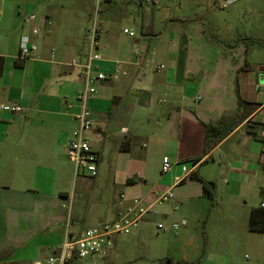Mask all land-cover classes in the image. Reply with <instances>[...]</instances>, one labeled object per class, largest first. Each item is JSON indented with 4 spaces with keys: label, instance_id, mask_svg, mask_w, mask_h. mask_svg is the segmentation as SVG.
<instances>
[{
    "label": "crops",
    "instance_id": "crops-1",
    "mask_svg": "<svg viewBox=\"0 0 264 264\" xmlns=\"http://www.w3.org/2000/svg\"><path fill=\"white\" fill-rule=\"evenodd\" d=\"M176 1L139 0L140 36L110 33L98 20L99 69L120 78L90 101L98 176L75 179L66 151L83 79L71 64L85 62L84 41L73 24L60 36L48 8L37 17L53 21L52 33L37 39L34 58L20 60L33 11L25 0H0V105L24 108L0 109V264H47L68 225L80 232L114 222L135 200L152 211L114 239L103 264H264V233L249 230L251 211L264 205V0ZM217 8L226 10L222 25ZM240 109L238 126L207 150V126ZM165 157L174 164L167 174ZM183 165L191 174L175 199L156 203ZM194 173L215 184L214 198Z\"/></svg>",
    "mask_w": 264,
    "mask_h": 264
},
{
    "label": "built area",
    "instance_id": "built-area-1",
    "mask_svg": "<svg viewBox=\"0 0 264 264\" xmlns=\"http://www.w3.org/2000/svg\"><path fill=\"white\" fill-rule=\"evenodd\" d=\"M95 8L92 15V25L86 31V40L88 41L87 50L84 57L85 62H73L71 65L81 69L83 79V89L76 97L79 112L76 115L77 128L73 132L72 138L68 143L66 155L72 166L73 176L75 179L79 177L95 178L98 176L99 155L92 149L89 133L95 127L93 112L90 108V101L98 92V87L108 80L116 81L120 78L119 73L108 76L99 69L98 63L101 61L100 47V26L98 22V14L101 5L111 0H94ZM231 2H226L222 7L226 8ZM35 25L30 35H23L20 39V60L32 59L38 52L37 39L43 34L52 33L53 21L49 18L34 21ZM125 30V33H128ZM138 58V65L140 57ZM121 66V62L117 63ZM162 69L163 66L157 67ZM72 106V105H71ZM70 106V107H71ZM0 109L8 111L12 115L21 114L24 108L19 103L1 104ZM174 164L169 158L165 157L162 163V172L169 173ZM183 176L176 178V185L169 191L159 195L156 203L164 204L175 199V189L178 184L183 182L191 171L185 165L182 166ZM124 198V196H122ZM264 207V205H262ZM176 210L179 207L176 206ZM152 206H148L142 200H135L128 206L124 213L114 222H102L97 227L88 228L80 232L70 230L68 225L63 242L52 248V254L47 259V264H70L72 260H94L105 258L114 247V239L119 236H128L145 220L151 213ZM186 225V221H181L172 225L175 231H179ZM159 230L166 227L162 224L158 225Z\"/></svg>",
    "mask_w": 264,
    "mask_h": 264
},
{
    "label": "rangeland",
    "instance_id": "rangeland-1",
    "mask_svg": "<svg viewBox=\"0 0 264 264\" xmlns=\"http://www.w3.org/2000/svg\"><path fill=\"white\" fill-rule=\"evenodd\" d=\"M33 14L28 16L27 21L33 24L38 20V15L47 12L48 8L56 10V19L58 21L60 29V36L65 35L66 30L64 24H73L78 27L79 38L84 41L85 50H87L88 41L86 40V31L92 25V15L95 8L94 0H25ZM224 1V0H222ZM166 4V3H165ZM105 3L101 5L100 12L98 14V20L103 24L105 30H109L110 33H121L122 36L124 29L132 30L136 33V36H140V23L142 17V7L139 4V0H114L111 9L104 10ZM174 6L183 7V0H177ZM214 14L221 20L225 17L224 12L226 10L217 8ZM205 19L210 15L208 13L201 14ZM206 15V16H205ZM261 24V23H260ZM224 27V25H223ZM62 38V37H60ZM63 39V38H62ZM59 47L63 44L61 39L59 41ZM82 264H103L99 259H95L94 262L84 261Z\"/></svg>",
    "mask_w": 264,
    "mask_h": 264
},
{
    "label": "trees",
    "instance_id": "trees-1",
    "mask_svg": "<svg viewBox=\"0 0 264 264\" xmlns=\"http://www.w3.org/2000/svg\"><path fill=\"white\" fill-rule=\"evenodd\" d=\"M252 43H257L252 41ZM249 65V64H247ZM242 105V104H241ZM241 108V107H240ZM242 113L241 109L238 113L229 120H222L217 126H207L206 148L211 150L218 145L224 138H226L239 124ZM196 164V163H195ZM192 178L198 179L202 182L204 193L209 198H214L215 184L213 182L204 181L197 173L191 175ZM249 230L252 232L264 233V207L253 209L249 219Z\"/></svg>",
    "mask_w": 264,
    "mask_h": 264
}]
</instances>
